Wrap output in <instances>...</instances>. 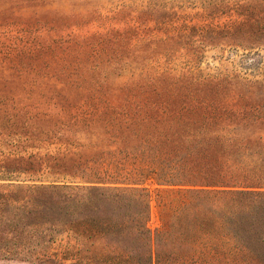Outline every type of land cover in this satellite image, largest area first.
Returning a JSON list of instances; mask_svg holds the SVG:
<instances>
[{
    "label": "trees",
    "instance_id": "obj_1",
    "mask_svg": "<svg viewBox=\"0 0 264 264\" xmlns=\"http://www.w3.org/2000/svg\"><path fill=\"white\" fill-rule=\"evenodd\" d=\"M258 30L264 34V24ZM36 32L21 29L0 43V107L64 110L73 97L85 122L99 123L111 145L123 144L93 165L79 157L58 167L78 182L25 189L34 200L22 199L18 210L28 216L19 221L38 219L29 224L45 227L50 240L65 234L60 258L51 252L39 263L264 264V142L249 129L255 119L229 109L219 83L143 69L114 104L103 66L125 63L120 46L69 35L44 41Z\"/></svg>",
    "mask_w": 264,
    "mask_h": 264
},
{
    "label": "rangeland",
    "instance_id": "obj_2",
    "mask_svg": "<svg viewBox=\"0 0 264 264\" xmlns=\"http://www.w3.org/2000/svg\"><path fill=\"white\" fill-rule=\"evenodd\" d=\"M262 24V0H0V43H11L21 29L37 30L32 35L44 41L67 35L78 41L109 39L126 52L125 63L103 66L110 73L106 85L112 103H121L122 89L140 79L142 69L167 79L219 83L225 105L239 117L254 118L249 129L264 142ZM118 34L122 37L114 40ZM78 102L72 97L64 110L43 105L28 114L13 110L11 103L0 107V264H40L36 257L51 252L61 256L65 234L50 240L45 227L29 224L38 219L19 221L28 216L18 210L22 199L34 200L26 188L78 182L58 167L79 157L93 165L123 147L111 145L99 123L85 122ZM157 201L152 188V229L158 225Z\"/></svg>",
    "mask_w": 264,
    "mask_h": 264
}]
</instances>
